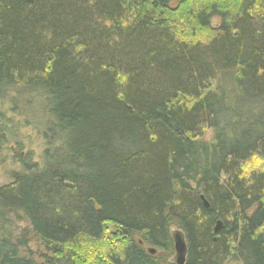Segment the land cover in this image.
Wrapping results in <instances>:
<instances>
[{"label": "trees", "instance_id": "obj_1", "mask_svg": "<svg viewBox=\"0 0 264 264\" xmlns=\"http://www.w3.org/2000/svg\"><path fill=\"white\" fill-rule=\"evenodd\" d=\"M227 1L0 0V100L42 99L54 143L0 186V264H172L171 228L185 264H264V0Z\"/></svg>", "mask_w": 264, "mask_h": 264}, {"label": "rangeland", "instance_id": "obj_2", "mask_svg": "<svg viewBox=\"0 0 264 264\" xmlns=\"http://www.w3.org/2000/svg\"><path fill=\"white\" fill-rule=\"evenodd\" d=\"M226 2L228 1L226 0ZM227 4H230V2ZM218 23L219 20L213 18L211 26H216ZM10 97L12 96H8L3 101L0 100V110L6 116L5 125H7L6 127L9 131L7 135L9 142L4 147V150L0 152V186L10 184L13 173H25L22 163H20L22 160V162H27L25 157H29L39 169L43 161V152L47 148H54V143L51 142V136L48 132V127L50 126L48 125L49 117L46 114L44 104H42V99L31 95H21L13 102L15 105V108H13ZM212 136L213 131L207 129L203 134L202 141L210 142ZM18 157L21 159L19 160ZM260 166L261 163L259 161L251 159L245 164L244 169L249 172ZM5 215L1 229L8 231L13 241L22 238L26 242L25 249L20 248L22 254L28 255L35 261L40 260L39 257L43 254V248L35 242L30 232V225H28L25 217L19 213H7ZM107 233L108 237L112 239L113 228L108 227ZM156 253L160 254L158 251ZM223 264H241V262L236 260V258H230L224 260Z\"/></svg>", "mask_w": 264, "mask_h": 264}, {"label": "water", "instance_id": "obj_3", "mask_svg": "<svg viewBox=\"0 0 264 264\" xmlns=\"http://www.w3.org/2000/svg\"><path fill=\"white\" fill-rule=\"evenodd\" d=\"M200 202L202 207H204L207 211H210V206H208V203L205 201L203 196H200ZM223 227V224L219 221L215 222V225L213 226V232H217L221 230ZM170 238L171 241H173V252L174 256L169 259V263L172 264H185V260L187 257V247H186V240H184L183 232L179 229H170ZM140 245H142L141 242H139ZM146 253H148L150 256H156V250L153 248H146Z\"/></svg>", "mask_w": 264, "mask_h": 264}, {"label": "bare ground", "instance_id": "obj_4", "mask_svg": "<svg viewBox=\"0 0 264 264\" xmlns=\"http://www.w3.org/2000/svg\"><path fill=\"white\" fill-rule=\"evenodd\" d=\"M173 256H174V255H173ZM173 256H172V257H173Z\"/></svg>", "mask_w": 264, "mask_h": 264}]
</instances>
